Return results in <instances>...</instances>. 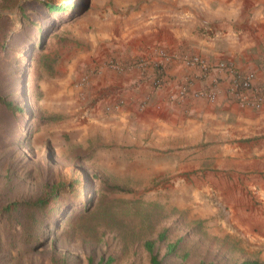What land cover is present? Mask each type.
Here are the masks:
<instances>
[{
	"label": "rangeland",
	"instance_id": "obj_1",
	"mask_svg": "<svg viewBox=\"0 0 264 264\" xmlns=\"http://www.w3.org/2000/svg\"><path fill=\"white\" fill-rule=\"evenodd\" d=\"M88 1L0 0V95L24 109L14 115L0 105V209L45 197L55 187L62 188L64 208L56 221L43 219L46 243L40 247L24 244L21 227L0 220V264H151L145 242L157 240L164 229L170 240L156 244L164 264L264 262V220L238 224L231 218L207 183L206 159L176 161L178 155L156 150L137 158L101 143L98 134L85 138L72 129L71 115L84 100L76 92L83 70L75 72L68 102L54 86L65 68L64 35ZM49 2L79 6L50 23ZM45 56L54 60L53 71L43 65ZM186 164L192 167L181 169ZM78 181L91 187L87 199H94L99 212L91 221L78 212L79 204L72 207L68 188ZM180 237L178 252L166 255L169 242Z\"/></svg>",
	"mask_w": 264,
	"mask_h": 264
},
{
	"label": "crops",
	"instance_id": "obj_2",
	"mask_svg": "<svg viewBox=\"0 0 264 264\" xmlns=\"http://www.w3.org/2000/svg\"><path fill=\"white\" fill-rule=\"evenodd\" d=\"M69 25L63 78L54 86L67 102L77 70L108 58L131 62L154 46L190 51L215 64H234L264 84V0H89ZM63 67L59 64L57 71ZM194 74L173 63L168 84L153 90L136 68L121 73L104 69L94 76L86 95L76 82L84 100L80 112L71 115L72 129L85 138L98 134L101 143L115 144L137 158L153 150L178 155L176 161L202 157L207 161V183L222 197L231 218L238 224L244 218L251 224L263 221L264 107L243 108L225 93L215 103L169 101V92ZM205 86L200 82L196 88ZM119 100H124L123 106H116Z\"/></svg>",
	"mask_w": 264,
	"mask_h": 264
},
{
	"label": "built area",
	"instance_id": "obj_3",
	"mask_svg": "<svg viewBox=\"0 0 264 264\" xmlns=\"http://www.w3.org/2000/svg\"><path fill=\"white\" fill-rule=\"evenodd\" d=\"M173 63H181L186 68L193 69L194 75L186 77L168 94L172 103H185L187 100L206 99L210 103L217 102L222 93L239 106L252 110L264 107V84L256 83V75L239 69L234 64L220 62L211 63L206 58L190 51L171 52L165 47L154 46L149 53L131 62L108 58L103 62L88 66L83 70L77 81L78 89L86 95L91 87L94 76L104 69L121 73L129 68H136L142 79H146L153 90L163 88L168 84V68ZM264 68V66H263ZM224 77H220V74ZM200 82H206L203 88H196ZM124 100H119L116 106H123ZM147 100L142 103V108ZM110 106L108 110H112Z\"/></svg>",
	"mask_w": 264,
	"mask_h": 264
},
{
	"label": "trees",
	"instance_id": "obj_4",
	"mask_svg": "<svg viewBox=\"0 0 264 264\" xmlns=\"http://www.w3.org/2000/svg\"><path fill=\"white\" fill-rule=\"evenodd\" d=\"M79 6L77 3L76 5H68V4H59L55 2H49L46 4L47 9L51 13L50 18L46 21L53 23L57 21V15L60 13H64L69 9H73L74 7L78 8ZM81 13L77 14L74 19H77ZM70 20V21H72ZM41 29H39L40 31ZM46 34L42 35V39L45 40ZM44 45L42 44L40 49H44ZM28 62H32L34 58L32 55H29V59L27 58ZM43 65L46 69L53 71V63L54 60L49 59L48 56L43 57ZM0 105L3 106L8 112L13 113L14 115L24 112L22 107L16 105L13 101L8 100L6 97L0 95ZM70 194L74 197L72 201V207L74 205L79 204L80 206L78 209L79 213L84 215H89L91 221V217L97 216L99 212H94V199L88 198V192L91 191V187L86 183L83 184L82 182H74L68 188ZM114 189H121L119 186H114ZM61 190V191H59ZM62 188H56L55 190L48 193L45 197H38L36 199H31L28 201H13L11 203L6 204L0 209V220H4L10 227L20 226L22 229V236L21 240L26 245H33V246H43L46 243V240L41 237L40 232L42 229V221L45 218L51 217L56 221L62 215L63 207L61 208V194ZM94 212V213H93ZM109 212L114 216L111 209ZM103 219V218H102ZM99 220V219H98ZM90 223V222H88ZM164 240H170V230L164 229L160 234L157 240H149L145 242V250L148 252L150 256V263L151 264H164L163 259L160 257L159 253L156 252V244L158 241L162 242ZM183 241V237H180L176 241H170L168 244V251L166 255H173L176 254L180 248V244ZM188 255V254H187ZM113 259H109L106 264H112ZM89 264H95L93 259H90ZM98 264H103L100 262ZM238 264V263H236ZM240 264H264V262L260 261L259 259H247L241 262Z\"/></svg>",
	"mask_w": 264,
	"mask_h": 264
}]
</instances>
